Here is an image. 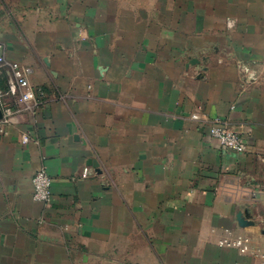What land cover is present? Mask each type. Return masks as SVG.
Here are the masks:
<instances>
[{"label":"crops","instance_id":"crops-1","mask_svg":"<svg viewBox=\"0 0 264 264\" xmlns=\"http://www.w3.org/2000/svg\"><path fill=\"white\" fill-rule=\"evenodd\" d=\"M0 45L46 93L19 105L0 66V264L262 263L264 0H0Z\"/></svg>","mask_w":264,"mask_h":264},{"label":"built area","instance_id":"built-area-1","mask_svg":"<svg viewBox=\"0 0 264 264\" xmlns=\"http://www.w3.org/2000/svg\"><path fill=\"white\" fill-rule=\"evenodd\" d=\"M0 45V66H7L9 71V88L8 95L16 99L22 106H39L45 99L46 93L41 87H34L31 84L30 76L33 70L19 63H10L1 52ZM3 119L0 121L3 126L12 123L16 112L12 108L3 111ZM192 119L198 120V115H193ZM209 136L217 141L224 152L234 154H244L247 151V144L243 136L233 130L229 122L221 117H216L210 122ZM24 143L29 141L28 137H24ZM264 162V158H262ZM85 176L88 175V169L85 170ZM34 199L38 202L50 204L52 201V178L45 167L38 170L33 178ZM219 245L221 247L236 248L242 253H254L250 247V239L244 236H238L232 239H224ZM264 264V255L262 263Z\"/></svg>","mask_w":264,"mask_h":264},{"label":"water","instance_id":"water-1","mask_svg":"<svg viewBox=\"0 0 264 264\" xmlns=\"http://www.w3.org/2000/svg\"><path fill=\"white\" fill-rule=\"evenodd\" d=\"M3 116H4L3 109H2V107L0 105V121L3 119ZM240 221H241V219H240ZM242 223H243V221H242Z\"/></svg>","mask_w":264,"mask_h":264}]
</instances>
